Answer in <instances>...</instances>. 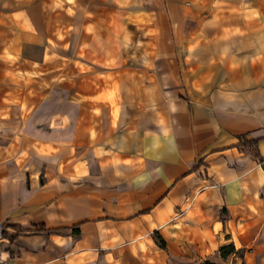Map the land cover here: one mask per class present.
I'll use <instances>...</instances> for the list:
<instances>
[{
  "label": "crops",
  "instance_id": "crops-1",
  "mask_svg": "<svg viewBox=\"0 0 264 264\" xmlns=\"http://www.w3.org/2000/svg\"><path fill=\"white\" fill-rule=\"evenodd\" d=\"M247 141L264 0H0L7 264H264Z\"/></svg>",
  "mask_w": 264,
  "mask_h": 264
},
{
  "label": "trees",
  "instance_id": "trees-1",
  "mask_svg": "<svg viewBox=\"0 0 264 264\" xmlns=\"http://www.w3.org/2000/svg\"><path fill=\"white\" fill-rule=\"evenodd\" d=\"M257 143H258L257 141H247V142L241 143V145L245 149H248L249 152H251V154H253V156L259 160V162L261 163V165L264 168V159H262L260 157V154H259L258 148H257ZM0 229H2V228H0ZM15 229L18 231L17 234L21 232V230H19L18 228H15ZM64 229L65 228L45 230L43 227H41V228H39V230H36V231L37 232H45V233H63ZM17 234L10 235V234H7L5 231H2L3 238L8 240V241H11V242L17 236ZM155 239L158 242V244L160 245V247H162L164 249L165 248L164 243L161 240H159V238L157 236H155ZM232 253H235V249H234V246L232 244H225V245L221 246L219 249V254H220V257L222 259H226ZM200 264H215V263H211L209 261H204ZM240 264H243V262H241Z\"/></svg>",
  "mask_w": 264,
  "mask_h": 264
},
{
  "label": "built area",
  "instance_id": "built-area-1",
  "mask_svg": "<svg viewBox=\"0 0 264 264\" xmlns=\"http://www.w3.org/2000/svg\"><path fill=\"white\" fill-rule=\"evenodd\" d=\"M4 238L2 235V230L0 229V264H7V260L5 258V249L3 247Z\"/></svg>",
  "mask_w": 264,
  "mask_h": 264
}]
</instances>
